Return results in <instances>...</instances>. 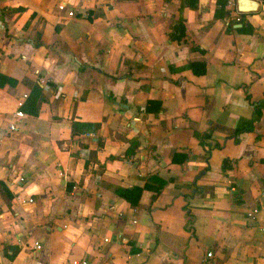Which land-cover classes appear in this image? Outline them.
I'll use <instances>...</instances> for the list:
<instances>
[{
  "label": "crops",
  "instance_id": "obj_1",
  "mask_svg": "<svg viewBox=\"0 0 264 264\" xmlns=\"http://www.w3.org/2000/svg\"><path fill=\"white\" fill-rule=\"evenodd\" d=\"M258 2L215 17L217 0H0V73L16 80L0 85V264H264ZM240 15L251 32L234 28ZM35 86L38 114L17 120ZM13 171L26 177L18 199ZM147 182L137 206L116 192Z\"/></svg>",
  "mask_w": 264,
  "mask_h": 264
},
{
  "label": "trees",
  "instance_id": "obj_2",
  "mask_svg": "<svg viewBox=\"0 0 264 264\" xmlns=\"http://www.w3.org/2000/svg\"><path fill=\"white\" fill-rule=\"evenodd\" d=\"M264 1V0H262ZM217 4L218 6L216 7L215 10V17L217 16H229V11L225 9V0H217ZM240 23H245L244 20L242 19V15H240ZM233 22L229 21V25L227 30L231 29ZM245 24L242 25V27L237 28L238 31H242V30H248L249 29V25H247L246 27ZM172 33H170V39L172 40H181V38L184 36V32H185V28L184 25L181 22L175 23L174 25H172ZM248 32H251V30H248ZM191 49H195V47H192ZM199 51H202L201 49H198ZM187 66L189 67V69L194 73V74H204L206 72V64L204 62V60L199 59V60H191L190 62H188ZM16 83V80L12 77H8L6 75H3L0 73V85H4V84H9V85H14ZM39 95H40V89L38 86H35L32 91L30 92V94L28 95L26 101L22 104L21 106V110L25 111L31 115H37L38 114V99H39ZM151 103V102H148ZM255 108V113L257 116L261 115V104H255L254 105ZM149 110V106H146V111ZM96 125L91 124V123H80V122H73L72 124V131L73 133H77V132H81V131H90L92 129H95ZM253 130V123L251 120L249 121H244V122H240L235 129L231 130L228 132V137H234L236 139V136L239 135L242 132L245 131H252ZM195 135L200 139V144L207 149V151H209V146L207 144H205L203 142V140L201 138H203L205 135L204 134H200L198 132L195 133ZM204 135V136H203ZM216 147H220L219 144L215 145ZM133 153V150L130 149L127 154L130 155ZM227 160H226V164H227ZM157 179L156 177H150V180H155ZM149 181V180H148ZM161 186V184H160ZM148 189L150 188L149 183H145L143 187H138V186H133L130 188H118L116 190L117 194L119 196H121L122 198H124L127 202H129L132 206H137L138 202H139V198L141 195V192L143 189ZM156 192H159L160 189L156 188L155 189ZM240 193H236L234 194V200L236 203H241V199H240ZM18 248H11V252L12 254L9 256L10 258H13L15 256V254L17 253Z\"/></svg>",
  "mask_w": 264,
  "mask_h": 264
},
{
  "label": "built area",
  "instance_id": "obj_3",
  "mask_svg": "<svg viewBox=\"0 0 264 264\" xmlns=\"http://www.w3.org/2000/svg\"><path fill=\"white\" fill-rule=\"evenodd\" d=\"M225 5H226L227 9H229L230 11L234 10L236 8V0H225ZM57 7L59 10L64 11V10H66V3H60ZM67 15L68 16H74V13L71 10H68ZM235 22H240L239 16L235 17ZM38 82L43 83V79L42 78L38 79ZM22 104L23 103H19V109L14 113L17 120H20V119L25 117L24 112L21 110ZM16 129H17L16 123H9V125H8L9 131H14ZM86 135L87 136H94V133L88 132ZM5 182H6L7 187H9L14 192L15 198L18 199L20 197L22 189L26 183V177L22 173H19L17 171H13V173L9 176V178H7V180ZM27 201L32 202L33 200L31 198H29ZM257 214H258V209L257 208H251V209L247 210V212H246V219L249 222H253L256 220ZM103 241L108 242L109 238L104 237ZM40 248H41V245L38 242H35L33 245V250H39ZM207 256L211 257L212 253L208 252ZM74 264H88V261L86 259H81L79 261L76 260V261H74Z\"/></svg>",
  "mask_w": 264,
  "mask_h": 264
},
{
  "label": "water",
  "instance_id": "obj_4",
  "mask_svg": "<svg viewBox=\"0 0 264 264\" xmlns=\"http://www.w3.org/2000/svg\"><path fill=\"white\" fill-rule=\"evenodd\" d=\"M258 0H236V8L238 13H249L258 9ZM242 24H235L234 28H240Z\"/></svg>",
  "mask_w": 264,
  "mask_h": 264
}]
</instances>
